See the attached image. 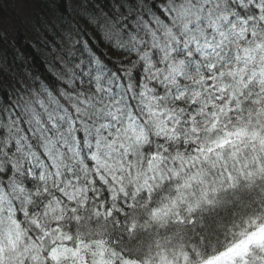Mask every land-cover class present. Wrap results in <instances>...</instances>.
Returning a JSON list of instances; mask_svg holds the SVG:
<instances>
[{
	"label": "snow or ice",
	"instance_id": "6c2138e0",
	"mask_svg": "<svg viewBox=\"0 0 264 264\" xmlns=\"http://www.w3.org/2000/svg\"><path fill=\"white\" fill-rule=\"evenodd\" d=\"M0 264H264V0H0Z\"/></svg>",
	"mask_w": 264,
	"mask_h": 264
},
{
	"label": "trees",
	"instance_id": "16d2710c",
	"mask_svg": "<svg viewBox=\"0 0 264 264\" xmlns=\"http://www.w3.org/2000/svg\"><path fill=\"white\" fill-rule=\"evenodd\" d=\"M16 47L20 55L28 62L29 66L37 73L46 71V54L42 48L35 46L32 35L27 31H21L16 36Z\"/></svg>",
	"mask_w": 264,
	"mask_h": 264
}]
</instances>
